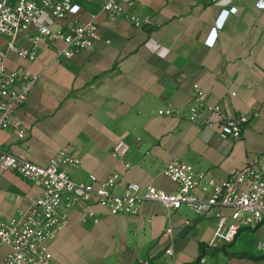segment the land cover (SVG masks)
Here are the masks:
<instances>
[{"label": "crops", "instance_id": "1", "mask_svg": "<svg viewBox=\"0 0 264 264\" xmlns=\"http://www.w3.org/2000/svg\"><path fill=\"white\" fill-rule=\"evenodd\" d=\"M72 1L82 9V23L98 17L99 41L93 51L71 61L57 60L60 44L40 45L32 63L11 57L38 83L15 112L20 129L0 131V153L47 167L68 149L81 162L78 168L62 169L73 182L87 183L92 176L102 182L117 175L123 183L118 195L125 193L126 183L178 192L163 175L175 160L219 182L246 164L264 166L262 0H133V14L154 21L149 30L123 18L105 19L103 0ZM232 9L236 13L224 17L219 28L222 13ZM18 45L32 47L23 37ZM5 46L6 39L0 38V49ZM194 87L205 93L206 104L221 106L229 117L252 118L240 140L223 139L216 128H206L207 113L198 123L187 120ZM166 108L179 117H160ZM119 142L129 146L125 160L112 156ZM39 194L21 176L0 170V222L26 212ZM231 214L224 210L198 217L185 207L169 215L159 204L142 203L136 215L114 216L99 205L82 204L67 211L69 225L57 232L49 252L56 264H264L263 251L233 257V252L259 249L264 235L254 237L264 226L243 231L231 246L212 244L218 215ZM168 228L176 238L173 258L164 255L171 243L163 237ZM242 238L248 242L239 244ZM10 251L0 246V264Z\"/></svg>", "mask_w": 264, "mask_h": 264}, {"label": "built area", "instance_id": "2", "mask_svg": "<svg viewBox=\"0 0 264 264\" xmlns=\"http://www.w3.org/2000/svg\"><path fill=\"white\" fill-rule=\"evenodd\" d=\"M135 6L133 0H103L100 14L109 21L123 18L138 29H153L156 25L150 17L133 14ZM258 9L264 10V0L258 4ZM236 11L223 12L218 27L222 26L224 17ZM81 14V7L72 0H0V38L6 39L5 48L0 49V131L20 129L15 112L27 102L38 83V77L28 68L14 66L11 57L35 62L43 44L61 45L58 61H71L93 51L99 41L98 17L93 15L91 21L84 24ZM216 30L211 33L214 39ZM22 37L30 42L31 48L18 45ZM204 101L205 93L194 87V105L187 120L198 123L201 115L207 113L206 128H216L223 139L240 140L252 118L247 115L229 117L221 106ZM158 115L179 117L172 108L162 109ZM129 151L126 143L119 142L112 156L125 160ZM80 165L68 149L58 153L47 167L34 165L8 152L0 153L1 171L15 173L40 189V194L30 200L26 212L8 222H0V246L11 249L3 264H56L49 252V243L60 229L69 225L67 211L82 204L99 205L114 216L136 215L142 203L159 204L169 215L185 207L198 217H206L213 211H232L230 217L218 215L212 241L215 247L231 246L243 231L255 232L264 226V166L259 162L246 164L219 182L208 173L175 160L166 166L163 175L178 186V192L166 193L154 187L126 183L123 195L115 193L123 184L117 175L112 174L102 182L92 176L87 183L78 184L62 170L66 166L78 168ZM163 237L171 242L164 255L173 258L174 230L168 228ZM259 250L264 252V241L259 244Z\"/></svg>", "mask_w": 264, "mask_h": 264}, {"label": "rangeland", "instance_id": "3", "mask_svg": "<svg viewBox=\"0 0 264 264\" xmlns=\"http://www.w3.org/2000/svg\"><path fill=\"white\" fill-rule=\"evenodd\" d=\"M262 235H264V229L263 230H261L259 233H257V235L254 237L255 239H257V238H259V237H261ZM244 242H248V241H246V239L245 238H242L241 239V242H239V244H242L243 245V243ZM245 243V244H246ZM218 248H223L222 246H218ZM257 249V250H256ZM221 250H224V249H221ZM227 255L229 254V253H232L231 251H224ZM230 255V254H229ZM248 255H250L251 257H255V256H260V255H263V252H261V251H259V249H258V246L257 247H255V249L254 250H249V251H247V253H245V254H240V253H238V252H233V257L234 258H241V257H244V256H248Z\"/></svg>", "mask_w": 264, "mask_h": 264}]
</instances>
